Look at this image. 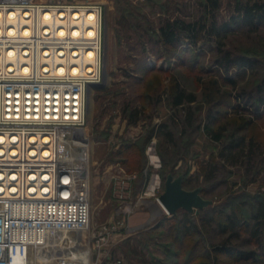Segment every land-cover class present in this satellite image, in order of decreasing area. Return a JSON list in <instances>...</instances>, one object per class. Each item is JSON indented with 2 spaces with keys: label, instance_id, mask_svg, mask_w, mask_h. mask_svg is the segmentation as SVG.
I'll list each match as a JSON object with an SVG mask.
<instances>
[{
  "label": "rangeland",
  "instance_id": "374dc122",
  "mask_svg": "<svg viewBox=\"0 0 264 264\" xmlns=\"http://www.w3.org/2000/svg\"><path fill=\"white\" fill-rule=\"evenodd\" d=\"M68 1L99 2L104 6L102 86L91 88L87 96L86 128L90 141L85 148L79 146H85L86 140L76 139L75 142L80 143L76 145L65 137L60 149L62 164L72 166L77 162L87 167L89 215L82 231L57 235L59 245L53 249L57 251H53L51 260L44 254L50 249L29 247L22 249V259L16 258L17 262L66 264V247L74 241H77L76 248L83 260L87 259L86 252L92 247V259L96 264H175L176 256L170 254V249L180 251L178 264H181L193 245L194 250L204 254L208 252L205 248L224 245L227 234L218 231L211 235L208 227H202L203 235L185 238L183 246L184 239L176 236L175 240L177 231L174 228L169 234V226L185 219L199 221V211L187 214L184 209H178L175 215H169L157 204L156 198L163 191L162 182L171 166L175 174L183 173L184 187L201 185L204 198L213 201L203 208L202 216L212 213L216 219H221V210L237 206L248 218L256 198L264 199V34L259 37L245 34L237 23L225 36L218 35L214 39L198 36L191 43L185 41L182 34L173 47L164 46L157 37L158 29L167 19H181L185 13L182 0ZM194 6L187 7V13H194ZM198 11L200 13L201 8L198 7ZM226 55L229 58L243 56L255 62L244 69L231 67L226 71L221 62ZM227 78L236 81L235 87L227 83ZM211 80H216L217 85L210 84ZM174 82L196 92L191 120L187 118L185 106L175 109L170 106L169 94ZM225 96L230 100L227 114L212 123L216 126L219 121L227 122L223 139L231 131L244 132L236 129L244 118H251L250 128L260 138V145L251 158L243 156L236 163L218 157L221 141L211 138L204 130L209 110L212 116L220 115L214 112L215 108L225 110L221 105H213L211 109V101ZM161 122L168 123L173 140L158 129ZM152 156L157 159L156 165ZM213 162L218 163L214 176L206 178ZM141 167L142 183L136 184L135 177L132 178L127 195L117 198L116 180L136 174ZM153 173H157L158 178L153 177L149 194H146ZM155 177L159 183L151 194ZM123 217L127 227L124 234L115 230L110 233L109 241L98 249L94 235L103 225L116 224ZM164 220L166 223L158 231L150 232ZM228 242L242 249L255 250L259 259L230 262L231 259L221 254L217 264H264L261 247L264 243L254 242L247 233ZM62 248L66 249L65 253ZM103 253L110 255V263L107 260L96 262L97 255ZM117 260L120 263H116Z\"/></svg>",
  "mask_w": 264,
  "mask_h": 264
},
{
  "label": "built area",
  "instance_id": "2783aa9c",
  "mask_svg": "<svg viewBox=\"0 0 264 264\" xmlns=\"http://www.w3.org/2000/svg\"><path fill=\"white\" fill-rule=\"evenodd\" d=\"M103 48L102 3L0 0V264H21L22 249L52 250L59 233L86 227L87 167L62 164L59 151L65 137L88 147V87L103 79ZM135 176L116 180L117 198ZM116 222L94 235L98 249L115 230L124 234L125 218ZM71 244L66 264H96L92 247L83 260Z\"/></svg>",
  "mask_w": 264,
  "mask_h": 264
},
{
  "label": "trees",
  "instance_id": "16d2710c",
  "mask_svg": "<svg viewBox=\"0 0 264 264\" xmlns=\"http://www.w3.org/2000/svg\"><path fill=\"white\" fill-rule=\"evenodd\" d=\"M210 2L211 8H216L217 6V0H208ZM236 8V20L241 19V13H242V0H236L235 3ZM234 19V18H233ZM202 26H197L195 24L189 25L185 23L184 20L181 19H167L163 25H161L158 29L157 37L159 38V41L164 46H170L173 47L176 42H178L182 36V34L185 35V37L189 38L191 43H194L196 38L198 37L197 33L201 30ZM222 65H224V69L228 71L231 67H237L239 69L247 66L253 65L255 61L250 60L249 58L243 57V56H236V57H228L226 55L222 59ZM150 70H154V68H150ZM227 83H229L232 87H235L236 81L232 78L226 79ZM264 83V79L263 82ZM261 83V84H262ZM210 84L217 85L216 80H211ZM259 85V88L261 89L262 86ZM226 98V96H225ZM214 99L211 101V106L213 109V105L218 106H224L225 110H219L218 108H215L214 112L217 114H220L219 116H212L210 113V110L207 114V121L204 125V130L206 133L210 135L211 138L215 140L221 141V146L218 149V157L220 159H223V161H229L231 163H236L240 160L243 156L247 159H250L252 156L253 151L260 145L259 141L260 138L255 135V132L251 130L250 126L252 123L251 118H244L242 122L237 124L236 129L241 130L243 129L244 132H239L237 134L235 131H231L227 138L223 139L224 133L227 129L225 121H219V123L214 126L212 123L214 121H217L219 117H223L227 114V108L230 105L229 99ZM170 99V106L171 108L176 107L179 108V106H185L187 109V118L191 120L193 116V110H191L194 106L192 105V102H194L197 99L196 92L190 89H187V87H183L181 84L174 82L171 84V93L169 94ZM212 99V95H209L208 100L210 101ZM173 116V114H172ZM243 119V118H242ZM215 123V122H214ZM168 123L167 122H161L158 125V129L170 140H173V132L171 129L167 128ZM245 129L247 132H245ZM165 162V160H164ZM217 162H213L211 166V170L207 177L212 178L215 173V169L217 168ZM169 171L173 173V175H176L172 167H168ZM142 167L137 170L136 176L133 180L134 183L141 184L144 180V173L142 172ZM140 175H139V174ZM166 176V173H165ZM164 176V178H165ZM183 182H184V176H183ZM164 184V182H162ZM184 184V183H183ZM184 186V185H183ZM203 190V186H202ZM202 190L201 195L202 197ZM208 199V198H205ZM205 209L199 210V221L195 220H181L179 223H176L174 226H169V234H171V231H174V228L176 229L177 235H174V239L176 236L181 237L184 239L183 246L185 245V238H188L192 235H203L202 233V227H208L210 234L213 235L217 233L218 231L223 234H227V237L224 239V242H226L222 246H216L211 249L205 248L208 252L206 254L197 252L194 250L195 245L191 247V253H188L186 255V258L181 262V264H217V261L219 260L218 256L221 254L226 256L230 262L234 261H240V260H247L252 262L253 260H258L259 256L257 255V252L253 249H242L235 245H229V240L231 239H237L240 237L241 233H247L249 238L254 240V242H262L264 243V199L262 198H256L255 205L252 206V210L249 213L248 218H245L240 212L237 206H230L228 207V210H221V219H216L215 215L211 213V215H203L202 212ZM211 210V209H210ZM187 214H189L187 211H185ZM166 223V220L159 222L150 232H156L158 231L163 224ZM203 224V226H202ZM200 226V227H199ZM168 234V233H167ZM170 236V235H169ZM176 240V239H175ZM189 240V239H188ZM178 247H181L179 245ZM264 250V245H261ZM171 251L170 254L173 256H176L174 259V263L178 264V258L181 257L180 251L173 252L172 249L168 250ZM167 252V251H166ZM178 254V255H177Z\"/></svg>",
  "mask_w": 264,
  "mask_h": 264
},
{
  "label": "crops",
  "instance_id": "0c3cea01",
  "mask_svg": "<svg viewBox=\"0 0 264 264\" xmlns=\"http://www.w3.org/2000/svg\"><path fill=\"white\" fill-rule=\"evenodd\" d=\"M182 3H184L185 13L180 16L181 20L189 25L202 26L197 36L210 39H214L218 35L225 36L232 32L233 25H237V23L245 34L254 37L264 34V0H242L243 8L240 20H236L235 0H217V6L213 9L208 0H182ZM193 4L195 5L194 13L190 11L187 13V7L191 8ZM198 7L201 8L200 13ZM223 13L226 15L223 16ZM185 41L191 42L190 39L187 40V37Z\"/></svg>",
  "mask_w": 264,
  "mask_h": 264
},
{
  "label": "water",
  "instance_id": "95a60500",
  "mask_svg": "<svg viewBox=\"0 0 264 264\" xmlns=\"http://www.w3.org/2000/svg\"><path fill=\"white\" fill-rule=\"evenodd\" d=\"M100 86H102L101 83H91L89 84L88 92L91 88ZM201 188V185L186 188L183 186L182 172L176 175H173L172 172H167L164 179V188L158 195V201L169 215H175L178 209L197 214L200 209L213 203L211 199L202 197Z\"/></svg>",
  "mask_w": 264,
  "mask_h": 264
},
{
  "label": "bare ground",
  "instance_id": "6f19581e",
  "mask_svg": "<svg viewBox=\"0 0 264 264\" xmlns=\"http://www.w3.org/2000/svg\"><path fill=\"white\" fill-rule=\"evenodd\" d=\"M60 149H61V147H60ZM60 155H61V150L59 151V157H60ZM152 158H153V159H156L155 156H152ZM152 181H153V178H152L151 182H152ZM151 182H150V183H151ZM156 182H157V181H156V177H155V180H154L153 184H152L151 187H150V191L153 190V186L156 185ZM148 194H149V193H148ZM157 204L160 205V207L162 208V210H165V209L162 207V205L160 204V202H158ZM58 238H59V236H58ZM56 242H58V241L56 240ZM72 243H73V242H72ZM67 244H68V243H67ZM58 245H59L58 243L54 244V247H52V251L50 250V252L44 253V254H46V256H47V257H46L47 259L51 260V259L53 258V257H52V256H53V251H57V249H56V250H53V249H55L56 247L58 248ZM52 246H53V245H52ZM68 247H70V246L67 245L66 248H68ZM61 250H62V252H64V253H65V251H66V249H65V251H64V248H62ZM61 250H60V252H61ZM58 251H59V250H58ZM41 252H42V251H41ZM56 253H57V252H56ZM67 253H68V252H67ZM67 253H66V254H67ZM87 253H88V251L86 252V256L88 255ZM84 255H85V254H84ZM49 256H51V257H49ZM87 257H88V256H87Z\"/></svg>",
  "mask_w": 264,
  "mask_h": 264
}]
</instances>
